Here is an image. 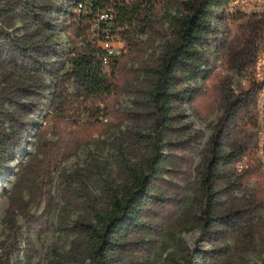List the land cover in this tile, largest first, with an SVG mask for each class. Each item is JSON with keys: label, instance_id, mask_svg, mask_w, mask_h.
<instances>
[{"label": "trees", "instance_id": "16d2710c", "mask_svg": "<svg viewBox=\"0 0 264 264\" xmlns=\"http://www.w3.org/2000/svg\"><path fill=\"white\" fill-rule=\"evenodd\" d=\"M68 1L70 9L63 13L73 47L67 55L58 52L53 44L11 35L0 49V64L31 75H48L51 79L53 93L44 126L51 139L41 142L46 165L52 166L73 155L81 145L101 133L109 119L117 120L124 114L115 106L121 58L108 55L101 46L111 37L120 35L128 42L131 55L148 82L146 114L151 122L146 141L151 153L147 169L126 164V180L116 189H110L104 210L97 209L84 197L91 219L74 225L82 240L81 253L89 264H151V242L144 236L156 230L160 221L174 219L184 200L180 184L194 177L199 197L196 200L200 207L205 204L201 225L216 247L206 252L204 264H217L223 243L264 212V174L250 157L252 143L244 136L247 126L253 129L256 126V94L237 95L231 83H227L222 97L224 115L195 169L202 133L193 132L185 139L169 143L165 138L181 131L177 126L182 116L177 113L176 105L183 101L195 104L206 92L196 85L214 81L216 70L211 67L206 44L215 32L212 20L216 13L234 21L242 17L225 11L234 0ZM22 10L37 25L50 29L51 24L43 18L47 11L44 6L26 3ZM14 11V6L2 8L0 17ZM104 15L108 18L103 19ZM247 31L248 40L236 55L235 66L240 76L251 79L258 56L264 50V18L250 17ZM137 37L147 39L137 40ZM155 37L163 40L158 56L138 59L148 52ZM42 89L43 85L14 90L5 86L0 90L2 157L22 155L23 133L31 124L28 117L40 109ZM164 146L170 149L173 158L185 159L180 175L174 170L167 172L170 179L162 172ZM239 165L242 170L237 168ZM2 173L0 166V182ZM252 180L255 187L250 185ZM168 188L176 194L169 195ZM239 190L244 192V202L228 213L216 215L222 208L221 199L232 197Z\"/></svg>", "mask_w": 264, "mask_h": 264}, {"label": "rangeland", "instance_id": "374dc122", "mask_svg": "<svg viewBox=\"0 0 264 264\" xmlns=\"http://www.w3.org/2000/svg\"><path fill=\"white\" fill-rule=\"evenodd\" d=\"M26 3L47 9L43 18L51 24L50 29L37 25L22 10V5ZM9 6H14L15 11L0 17V49L6 45L8 35L53 44L64 55L72 49L63 13L70 9L68 0H0V9ZM236 19L229 20L221 18L219 13L215 14L212 20L215 32L206 44L211 67L216 70L214 81L196 85L206 92L195 104L183 101L176 105L177 113L182 116L177 126L181 131L165 138V142L169 143L185 139L193 132L202 133V145L195 155L194 169L201 163L202 152L224 115L222 97L227 83H231L237 95L254 92L252 85L240 76L235 66L236 55L248 40L250 18ZM140 39L147 38L137 37V40ZM162 45L163 40L153 38L148 52L138 59L148 60L151 55L156 58ZM113 47L121 58L115 106L124 114H120L117 120L109 119L108 126L101 133L81 145L73 155L60 159L52 166L46 165L41 153V142L51 139V133L44 128L53 93L51 79L48 75H31L0 64V90L5 86L14 90L43 85L40 109L28 117L31 124L23 133L25 143L22 155L17 158L0 155L3 171L0 182V264H89L81 253L79 244L82 240L74 228L77 221L91 219L84 197L97 209L104 210L108 205L110 189H116L126 180V164L147 169L151 157L146 142L147 135L151 133V122L146 114L149 112L145 93L148 82L136 58L131 55L128 42L117 35L113 38ZM255 133V128H245L244 136L252 143L250 150L255 143ZM163 151L164 177L170 179L167 172L172 170L180 175L185 159L170 156L167 146ZM180 157H184L183 153ZM250 185L255 187L256 182L252 180ZM180 187L184 200L174 219L160 221L156 230L144 236L151 242V264H184L187 261L204 264L206 252L216 248L201 225L205 204L200 207L196 200L199 197L194 177L182 182ZM168 190L169 195L176 194ZM245 198L241 190L232 197H223L222 208L216 215L236 209ZM221 248L217 264H264V212L227 239Z\"/></svg>", "mask_w": 264, "mask_h": 264}, {"label": "built area", "instance_id": "2783aa9c", "mask_svg": "<svg viewBox=\"0 0 264 264\" xmlns=\"http://www.w3.org/2000/svg\"><path fill=\"white\" fill-rule=\"evenodd\" d=\"M80 8H82L81 5ZM225 11L229 15H237L245 18H264V0H234L226 7ZM102 18L107 19L108 17L104 15ZM113 38L111 37V39L106 40L101 46L106 50L108 55L117 56V52L113 47ZM261 55L262 59L260 57ZM107 58V56L104 58L105 63H107ZM246 80L252 85V90L256 94V106L254 109L256 138L249 155L255 162L260 173L264 174V50L258 56V62L253 69L251 79L246 78ZM237 168L239 170L243 169L242 165L237 166Z\"/></svg>", "mask_w": 264, "mask_h": 264}]
</instances>
